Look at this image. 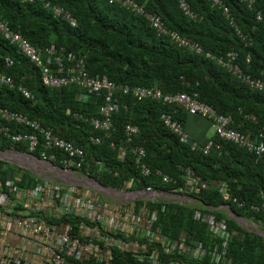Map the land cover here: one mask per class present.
Segmentation results:
<instances>
[{
  "label": "trees",
  "instance_id": "16d2710c",
  "mask_svg": "<svg viewBox=\"0 0 264 264\" xmlns=\"http://www.w3.org/2000/svg\"><path fill=\"white\" fill-rule=\"evenodd\" d=\"M53 1L72 12L77 19V27H71L55 16L39 0H0V16L8 20L12 29L22 33L35 45L54 43L57 47L61 45L77 53L83 58L90 74L106 75L118 84L157 85L164 92L197 91L199 99L212 105L218 113L231 114L234 119L231 125L233 128L254 137L256 141L259 140V132L264 137V91L247 86L229 73L225 66L205 58L204 54L187 50L171 38L172 32L193 38L205 51L219 55L236 50L239 53L238 62L243 68L259 76L264 71V0H254L251 9L241 0H223L232 10L246 35L245 39L235 33L221 10L207 0H187L198 13L196 18L185 15L178 7V0H135L144 8L142 11L123 8L108 0ZM145 11L157 13L167 33L157 31ZM258 11L262 15L260 20L256 19ZM2 55H10L13 64L5 65ZM247 55L250 57L249 63H246ZM0 71L23 82L35 96L34 100H29L18 89L1 86L0 103L38 119L42 125L53 128L62 137L83 146L86 160L91 164L88 173L102 185H128L129 189H139L161 183L157 175L140 173L132 153L127 152L123 160L118 159L120 148L126 145L125 124L130 122L138 125L139 133L135 142L145 147L144 161L151 168L158 167L177 177V182L166 185L167 188H179L183 183V171L179 166H190L205 182L204 186L196 184L197 188L189 189L188 193L208 206L202 207V214H212L216 221L224 220L229 238L221 258L230 260L229 264H264V237L244 229L233 217L224 216L216 210L230 205L235 216H250L264 224V209L257 211L250 207V204L260 205L262 202L264 162L255 161L251 151L219 139L216 135L213 136L214 140L224 145L221 152L213 147L210 152L203 153L202 147L209 138L205 135L197 138L190 136L191 140L197 142V146L191 149L190 143H181L159 118L162 113H170L174 119L184 122L188 113L162 101L137 100L120 91L115 92L120 109L113 114L114 129L106 136L90 122L92 117L99 116L100 95L91 92L83 101L74 84L55 89L43 86L40 71L28 59L20 57L2 36ZM187 81L189 85L185 84ZM74 113L81 114L87 120L74 117ZM244 114H254L256 121L244 118ZM207 121L210 128L211 120ZM2 124L5 122L0 120ZM9 128L23 130L13 124ZM90 135L99 136L100 142L91 143L88 139ZM9 145V142L0 138V148ZM48 152H56L58 159L67 156L62 150ZM104 164L105 169L100 171ZM81 171L85 173L84 165ZM27 174L23 168L0 161V179L4 189L3 184L8 176L15 178L16 182L25 178L32 183ZM221 185L225 192L220 190ZM231 197H237L245 204L238 206L232 202ZM147 209L149 216L150 211L156 210L152 226L160 229L162 235H168L171 230L179 234L182 232L185 243L222 253L224 239L210 231L203 216L201 219L196 218L195 210L164 202L149 204ZM133 212L136 215L135 209ZM121 219H128V213L123 209L118 221ZM66 220L73 225L71 233L84 239L80 234L82 218L79 216L59 215L49 221ZM84 222L93 223L87 220ZM98 244L103 245L102 242ZM147 245L151 248L150 244ZM165 256L162 254L160 258ZM120 257L124 260H120ZM97 261L88 256L82 264L137 262L129 253L116 247L111 249L108 260L103 258Z\"/></svg>",
  "mask_w": 264,
  "mask_h": 264
},
{
  "label": "built area",
  "instance_id": "2783aa9c",
  "mask_svg": "<svg viewBox=\"0 0 264 264\" xmlns=\"http://www.w3.org/2000/svg\"><path fill=\"white\" fill-rule=\"evenodd\" d=\"M42 1L45 2V0ZM110 1L120 2L121 0ZM211 1L222 8L225 18L228 20L230 26L233 27L235 32L242 38L246 37V35L242 33L230 8L224 5L221 0ZM242 1H245L249 8H251L254 3V0ZM122 2H127L132 8L140 10V7L136 3L131 2V0H124ZM180 7L186 15L192 18L195 17V14L190 10L189 5L185 0H180ZM52 10L55 15H62L64 18L70 19L73 23L70 12L64 11L62 7L53 6ZM146 15L157 31L167 33V28L163 25L158 15L148 13ZM261 16V12L258 11L256 19L260 20ZM0 34L4 39L8 40L16 47L18 53L29 58L32 62H34L36 67L40 68L41 80L44 86L58 88L74 83L79 87L80 91L86 90L87 93L94 92L96 95H100L102 100L98 110L99 116L92 117L90 122L95 129L102 131L106 136L109 135L112 129H114L112 120L113 114L118 112L120 109V104L116 100L115 96L116 91H120L121 94H129L136 99H143L148 96H152L155 98H162L168 104H172L175 108L182 109L184 112L189 114H202L211 120L213 134L209 136L206 143L203 145V153L210 152L213 147L221 152L224 145L221 142L214 140L213 136L216 135L219 139L251 151L254 155L255 161L264 162V137L262 132L257 134L259 140L256 141L254 137L247 136L245 133L233 128L231 125L234 122V119L231 114L217 113L212 106L199 99L197 92L162 93L158 88L152 89L144 86L116 84L115 82L109 80L105 75L97 76L89 74L86 70L85 64L72 52H69L66 56V58L70 61V64L67 65L66 68L59 56L52 57L55 53L54 46L50 45L40 47L31 44L21 33L13 30L8 21L3 18H0ZM171 35V38L180 46L191 51L201 52L199 43L191 38L179 35L175 32H172ZM205 57L211 59L216 64L225 66L229 73L239 78L247 86L264 91V71L261 72V75L255 76L248 70L243 69L237 62V52L228 51L225 55L221 56H214L207 52ZM52 60L57 63V67L53 68L48 65L52 62ZM249 61L250 57L247 55L246 63H249ZM4 63L9 66L13 64V60L10 56H6L4 57ZM185 84H189V82L187 81ZM1 86H7L9 88L17 87L26 98L33 97L31 92L23 84H17L12 76L2 71H0V87ZM87 93L82 92V97L84 98V94L87 95ZM75 116L84 119L82 115L75 114ZM243 116L244 118L256 121V116L254 114H244ZM10 117L30 129L16 134H8V136H10V139L13 142L22 143L26 146L25 151L15 150L14 147H12V151L14 155L16 154V156H25L28 161L35 166V172L37 175L36 179L39 177V174L48 175L49 177L46 178L47 180H54L53 177L55 178V176H60L65 180L60 181V183L66 184L67 182H72L80 178L83 165L85 166V174L89 172L91 164L86 160L83 146L74 144L70 140L62 137L59 133L55 132L53 128L47 126L44 127L39 124L37 120L30 119L27 115L11 112ZM160 118L163 125L167 127L175 136H177L181 143H190L191 149H194L197 146V142L190 139V135L185 130L182 121L174 119L170 113H162ZM124 129L126 145L123 148H120L118 158L123 160L126 153L130 152L134 155V163L142 175L155 174L159 176L163 182H176L175 178L170 177L159 168L152 169L144 161L146 156L145 147L142 144L135 142V138L139 133V127L136 124L127 123ZM88 139L91 143L100 142L99 136L90 135ZM35 150L38 151L37 155H33ZM49 150H62L65 154H67V156L58 159L56 152H48ZM179 168L183 171L182 176L184 178V182L182 189L197 188L195 186L196 184L205 185V182L191 169L190 166H179ZM87 175L88 174H86V176ZM211 182L214 183L213 180H211ZM5 183L10 186L14 185V181L11 179H7ZM37 186L39 187L40 183L36 184V188ZM60 187L62 186L60 185ZM220 190L225 192L224 186H220ZM140 192L153 194L157 191H154L153 186L148 185ZM140 192H138V194ZM73 193V187L63 188L61 198L63 201L62 205L66 213H71L73 210V206L70 204V201H68V197L72 196ZM261 198L262 202L260 205L250 204L251 209L257 211L264 209V194ZM7 200L8 198L5 197L4 194L0 196L1 203H6ZM231 200L238 206H243L245 204L244 201L238 200L237 197H231ZM77 207L80 208L81 211L88 217H93L95 215L94 210H97V205L89 202L88 204H85V202L81 200L77 203ZM96 216L98 219L101 217L100 214ZM150 217L155 219L156 210H152ZM133 218L138 222L139 217L137 215ZM203 219L208 222L210 231L224 239L222 241V253H218L216 256V260H219L225 252V247L229 238L226 224L224 220L216 221L212 214L204 215ZM13 221H15L16 225L20 227L21 231L27 229L33 234H39L41 241L45 242L42 243L44 244L43 249L45 255L41 258V260L44 261H41L40 264H82L87 256L92 253L91 242L81 240L79 236L73 235L71 233L70 225H67L63 230H61V232H58L55 227L39 222L37 216H24ZM157 231H160V229H157ZM105 240L115 241L116 237H113V235L109 233V235H106ZM6 253L7 252L5 251L0 252V264H19V262L14 261V259ZM144 264H147V262Z\"/></svg>",
  "mask_w": 264,
  "mask_h": 264
},
{
  "label": "crops",
  "instance_id": "0c3cea01",
  "mask_svg": "<svg viewBox=\"0 0 264 264\" xmlns=\"http://www.w3.org/2000/svg\"><path fill=\"white\" fill-rule=\"evenodd\" d=\"M207 124V119L199 114H187L184 121L186 131L191 137L195 136L196 138L202 137V135L208 137L213 134V130L209 131L212 128H209ZM104 169L105 164L102 166L101 171ZM10 173H12V169ZM80 174L81 177H84V174ZM8 177L11 178L10 176ZM159 180L161 183L155 186L158 189L157 192L153 194L140 192L133 197L121 196L102 186H80L85 190L87 202L100 204L101 212L105 214L103 223H100L96 216L95 218L87 217L93 222L90 225H82L80 234L85 240L93 242L91 244L92 254L88 256L98 261H101L103 258L108 260L111 257V249L116 247L123 252L129 253L133 260L137 261L136 264H144L146 262L147 264H229L230 260L227 259L223 260L221 258V260H216L217 250L209 251L202 249L200 245L193 247L191 244L185 243V237L182 232L179 234V232L175 231L174 233L171 230L168 235H162L161 232L156 230L158 228L152 226L153 219L149 216L147 207L154 202L176 203L186 209L195 210V216L198 219L207 214H202L201 211L203 210L202 207L207 208L208 206L204 205L197 197L188 193L190 191L186 189L180 190L179 188H167L166 185L171 184L163 183L160 178ZM16 184L19 193L15 204L22 208V210L19 211L20 208L13 209V206H11L5 210L7 216L15 214L18 211L21 215H29V213H33L42 207L43 209L40 210V213L42 211L46 213L47 210L45 209L47 206L45 204L47 199L44 193L35 188L33 181L31 183L22 178ZM52 185H55V183H52ZM107 205L111 208L118 206L119 211L123 209L124 212L128 213V219H121L120 221L114 219L116 223L105 224L108 223L107 217L111 218L114 215L113 212H105ZM134 209L137 212L136 215L139 217L138 222L133 218V216H136L133 212ZM216 210L223 213L224 216L233 217L244 229L253 231L264 237V224L261 221L254 220L252 217L245 215L241 217L235 216L228 206L219 207ZM100 224V229L103 232L107 231L113 236L118 237V239L109 242L110 244H104L103 239L96 237V234L93 237L94 235L91 234L95 231L97 232L95 226ZM7 227L10 228V226ZM87 227L90 231L85 230ZM58 231H61L59 226ZM98 242H102L103 245L100 246ZM42 243L40 237L29 232L20 234L15 226H12L11 230L6 229L3 220L0 219V252H7L6 254L11 256L14 261L19 262V264H40L42 256L45 255L44 244ZM147 244H150L151 248ZM162 254L166 256L160 258ZM120 260L124 259L120 257Z\"/></svg>",
  "mask_w": 264,
  "mask_h": 264
},
{
  "label": "clouds",
  "instance_id": "9594fccd",
  "mask_svg": "<svg viewBox=\"0 0 264 264\" xmlns=\"http://www.w3.org/2000/svg\"><path fill=\"white\" fill-rule=\"evenodd\" d=\"M19 1H22V2H34L35 0H29V1H25V0H19ZM39 1H41L42 3H43V5L46 7V8H48L53 14H54V12H53V10H52V7L53 6H59V7H62V9L64 10V11H68V12H70V14H71V18L73 19V23H72V21L70 20V19H66V18H64L62 15H55V16H57V17H60L62 20H64L65 22H67L71 27H77L78 26V22H77V19L73 16V14H72V12L70 11V10H68V9H66L65 7H63L62 5H60V4H57V3H54V1L53 0H45V2L44 1H42V0H39ZM109 2H113V1H110V0H108ZM122 1H124V0H121L120 2H115V3H117L119 6H121V7H123V8H125V7H131V6H129L130 4H128L127 2L126 3H124V2H122ZM187 3H188V1L187 0H185ZM209 3H211L213 6H215V7H217V8H219L220 10H221V13H222V15L224 16V14H223V12H222V8L221 7H219L218 5H216V4H214V3H212V1L211 0H207ZM222 1V3L224 4V5H226L224 2H223V0H221ZM242 1V0H241ZM131 2H134V3H136L139 7H140V10H137V11H142V10H144V8L142 7V6H140L139 4H138V2H136L135 0H131ZM245 2V1H244ZM246 3V2H245ZM49 4V5H48ZM254 4V3H253ZM252 4V5H253ZM188 5H189V8H190V10L195 14V17L194 18H196V17H198V13H196L192 8H191V6H190V4L188 3ZM246 5H247V3H246ZM226 6H228V5H226ZM178 7H179V9L184 13V11L182 10V8L180 7V0H178ZM229 7V6H228ZM247 7H248V5H247ZM253 7V6H252ZM251 7V8H252ZM132 8V7H131ZM230 8V7H229ZM249 8V7H248ZM250 8V9H251ZM231 10V9H230ZM231 12H232V10H231ZM156 14V15H158L157 13H155V12H147V11H145V14ZM185 14V13H184ZM232 14H233V12H232ZM186 15V14H185ZM147 16V15H146ZM159 16V15H158ZM188 16V15H187ZM233 16H234V14H233ZM160 17V16H159ZM189 17V16H188ZM225 17V16H224ZM0 18H3V19H5L4 17H1L0 16ZM190 18H192V17H190ZM234 18H235V16H234ZM149 19V18H148ZM161 19V18H160ZM226 19V18H225ZM236 19V18H235ZM5 20H7V19H5ZM227 20V19H226ZM8 21V20H7ZM149 21H150V19H149ZM162 21V20H161ZM228 21V20H227ZM237 21V20H236ZM9 23V22H8ZM151 23V22H150ZM163 23V22H162ZM229 23V22H228ZM238 23V22H237ZM10 25V24H9ZM152 25V24H151ZM230 25V24H229ZM239 25V24H238ZM152 26H154V25H152ZM11 27V26H10ZM155 27V26H154ZM240 27V26H239ZM233 28V27H232ZM156 29V28H155ZM241 29V28H240ZM14 30V29H13ZM16 31V30H15ZM235 31V30H234ZM241 31H242V29H241ZM17 32H19V31H17ZM20 33V32H19ZM236 33V32H235ZM242 33H243V31H242ZM22 34V33H21ZM237 34V33H236ZM244 34V33H243ZM238 35V34H237ZM245 35V34H244ZM0 36H2L1 34H0ZM239 36V35H238ZM3 37V36H2ZM24 37V36H23ZM187 37V36H186ZM26 38V37H25ZM190 38V37H189ZM240 38H242L241 36H240ZM246 37H244V38H242V39H245ZM27 39V38H26ZM192 40H194V41H196V42H198L197 40H195V39H193V38H191ZM6 40V39H5ZM28 40V39H27ZM173 40V39H172ZM8 41V40H7ZM29 41V40H28ZM9 42V41H8ZM30 42V41H29ZM10 43V42H9ZM31 43V42H30ZM199 43V42H198ZM11 44V43H10ZM31 44H33V43H31ZM13 47H14V49H15V52L20 56V57H24V58H26V59H28V61H30L33 65H34V62H32L29 58H27V57H25V56H23L22 54H20V53H18L17 52V49H16V47L13 45V44H11ZM33 45H35V44H33ZM50 45H52V46H54V49H55V53L52 55V57H54V56H59L60 58H61V61L63 62V65L67 68V65H69L70 64V61L66 58V56H67V54L69 53V52H72V53H74L75 55H76V57L77 58H79L84 64H85V62H84V60H83V58L82 57H80L77 53H75V52H73V51H69V50H66L63 46H56L54 43H50V44H45V45H35V46H40V47H46V46H50ZM199 45H200V47H201V52H195V51H193L194 53H196V54H204V57H205V54L207 53V52H209V53H211L212 55H214V56H221V54L219 55V54H214V53H212V52H210V51H205L204 49H203V47H202V45L199 43ZM185 48V47H184ZM187 49V48H186ZM188 50V49H187ZM191 51V50H190ZM229 51H235V52H237L236 50H229ZM228 52V51H227ZM226 53H224V54H222V55H225ZM237 54H238V57H239V53L237 52ZM6 56H10V55H2V57L4 58V57H6ZM11 57V56H10ZM238 57H237V62H238ZM12 58V57H11ZM205 58H207V57H205ZM207 59H209V58H207ZM12 60H13V58H12ZM209 60H211V59H209ZM250 62V61H249ZM239 63V62H238ZM12 65V64H11ZM50 67H53V68H55V67H57V63L55 62V61H53L52 60V62L51 63H49L48 64ZM239 65L243 68V65H241L240 63H239ZM34 67L37 69V70H39L40 71V75H39V77H40V81H41V83H42V80H41V70H40V68H38V67H36L35 65H34ZM85 67H86V65H85ZM243 69H246V68H243ZM86 70H87V68H86ZM247 70V69H246ZM88 71V70H87ZM5 73V72H4ZM89 73V72H88ZM7 74V73H6ZM90 74V73H89ZM8 75H10V74H8ZM92 75H94V74H92ZM10 76H12V75H10ZM98 76V75H97ZM101 76H103V75H101ZM106 76V75H105ZM13 77V76H12ZM107 77V76H106ZM14 78V77H13ZM14 80H15V78H14ZM15 82L17 83V84H23L25 87H26V85L23 83V82H21V81H17V80H15ZM189 82V81H188ZM72 84H74V83H70V84H67V85H65V86H68V85H72ZM116 84H118V83H116ZM119 84H127V83H119ZM43 85V84H42ZM74 85H76V84H74ZM129 85V84H128ZM186 85H189V84H186ZM44 86V85H43ZM65 86H61V87H65ZM77 86V85H76ZM130 86H132V85H130ZM133 86H139V85H133ZM4 87H7V86H4ZM45 87H47V86H45ZM144 87H147V88H158L162 93H166V92H168V91H163L159 86H157V85H152V86H144ZM16 89H18L19 91H20V93L22 94V92H21V90L19 89V88H17V87H15ZM27 88V87H26ZM47 88H51V87H47ZM58 88H60V87H58ZM77 88L79 89V87L77 86ZM28 89V88H27ZM51 89H55V88H51ZM29 90V89H28ZM30 91V90H29ZM80 91V90H79ZM31 92V91H30ZM82 92L84 93H87L86 92V90L85 91H80V99L81 100H86L87 98H88V96H89V93L90 92H88L87 93V95L86 94H84V98L82 97ZM177 92H186V91H177ZM193 92H197V91H193ZM193 92H191V93H193ZM189 93V92H188ZM198 93V92H197ZM31 94L33 95V97L32 98H27V99H29V100H34L35 99V96H34V94L31 92ZM23 95V94H22ZM24 96V95H23ZM25 97V96H24ZM26 98V97H25ZM134 98V97H133ZM143 99H151V100H156V101H162L163 103H165V104H168L167 102H165L162 98H155V97H152V96H148V97H146V98H143ZM137 100H141V99H137ZM203 101V100H202ZM205 102V101H204ZM207 103V102H206ZM209 104V103H208ZM172 105V104H171ZM210 105V104H209ZM210 106H212V105H210ZM213 107V106H212ZM214 108V107H213ZM99 110V109H98ZM214 110H215V108H214ZM216 111V110H215ZM11 112H15V113H21V114H24V115H27L26 113H24V112H21V111H18V110H14V109H10V108H8V107H6V106H3L1 103H0V120H2L3 122H5V124H2V125H0V138L1 139H4L5 141H7V142H9L10 143V145L8 146V147H4V148H0V161H5V162H7V163H9L10 165H15V166H18V167H20V168H23L24 170H25V172L26 173H28L27 175L32 179V181L34 182V185H35V188H36V184L37 183H40V186L38 187L37 186V188L36 189H39L42 193H44V195H45V197H46V204H45V206H47L46 207V209L45 210H47L46 211V213H44V211H42L41 213H40V210H42L43 209V207L42 208H39V209H37V210H35L33 213H29V215H21V214H19V211H21L22 210V208H20L17 204H15V202H17V200H18V193H19V190H18V186H17V184H16V182H15V179H13V178H7V179H11V180H13L14 181V185L13 186H10V185H8V184H6L5 183V181L7 180V179H5V181H4V186H5V189L2 187V184H1V179H0V196L2 195V194H4L5 195V197H7L8 198V200H7V202L6 203H1L0 202V219H2L3 220V224H4V227L6 228V229H10L11 230V227L12 226H15L18 230H19V232H20V234H24L25 232H29V233H31L29 230H22L21 231V229H20V227L18 226V225H16V223H15V221H13V220H15V219H20V218H22V217H24V216H37L38 217V221L39 222H41L42 224H48V225H51V227L53 226V227H55L56 229H57V231H58V226L61 228V230H63L67 225H70L71 226V231H72V227H73V225L70 223V222H68L67 220L66 221H63V222H57V221H49L50 219H53V218H57L59 215H67V216H69V215H77V216H79L80 218H82V221H81V223H80V229H82V225H90V223H85L84 222V220H87V221H90L87 217V215H85L82 211H81V209L80 208H78L77 207V203L81 200V201H84L85 202V204H88V202H87V199H86V193H85V190L82 188V187H80V186H90V183H93V185H91V186H97V187H99V186H102V187H106V188H108L110 191H112V192H115V193H118L119 195H121V196H124V197H133V196H135L136 194H138V192H140L143 188H139V189H129L128 188V185L126 186H124V187H111V186H105V185H102V184H100L94 177H92L90 174H88L87 175V177H85V173H82V174H84L83 176L84 177H81L80 176V178L78 179V180H74V181H72V182H67L66 184H63V183H60V181H56V180H47L46 178H44L43 176H42V174H39V177L36 179V170H32L30 167H28V166H26V165H24V163H26V164H29V165H32V163L30 162V161H28V159L25 157V156H21V157H19V156H16V154L14 155L13 154V151H12V147H14V149L15 150H23V151H25L26 150V146L24 145V144H22V143H15V142H13L11 139H10V136H8V134H16V133H18V132H22V131H27V130H30L28 127H25L22 123H19V122H17V121H15L13 118H11L10 117V113ZM217 112V111H216ZM187 113V112H186ZM218 113V112H217ZM75 114H78V113H74V117H76L75 116ZM189 114V113H188ZM198 114V113H197ZM78 115H81V114H78ZM199 115H202V114H199ZM28 116V115H27ZM161 116V115H160ZM202 116H204V117H206L207 119H208V117L207 116H205V115H202ZM30 119H34V120H37L38 122H39V124H41L42 125V123L38 120V119H36V118H33V117H30V116H28ZM83 117V116H82ZM76 118H80V117H76ZM84 119L83 120H87V118H85V117H83ZM160 118V117H159ZM161 119V118H160ZM128 123H130V122H128ZM183 123V125H184V122H182ZM11 124H13V126L14 125H16V126H18L19 128H23V130H12V128L10 129L9 127H10V125ZM127 124V123H126ZM125 124V125H126ZM211 125V124H210ZM42 126H44V127H46L45 125H42ZM138 126V125H137ZM47 127H49V126H47ZM211 127V126H210ZM31 128V127H30ZM124 128H125V126H124ZM186 130V129H185ZM189 134V133H188ZM211 136V135H210ZM209 137V136H208ZM100 140H101V138H100ZM39 148H40V146H39ZM35 151H37V150H35ZM34 151V152H35ZM34 152H33V155H37V154H34ZM119 159V158H118ZM120 160V159H119ZM21 163L23 164V166H21ZM25 167V168H24ZM154 168H158V167H152V169H154ZM160 169V168H159ZM180 169V168H179ZM160 170H162V169H160ZM181 170V169H180ZM89 171H90V169H89ZM163 171V170H162ZM182 171V170H181ZM164 172V171H163ZM164 173H166V172H164ZM116 174V173H115ZM166 174H168V173H166ZM152 175H155V174H152ZM169 175V174H168ZM170 176V175H169ZM159 177V176H158ZM170 177H172V178H175L176 179V182H177V177H174V176H170ZM160 178V177H159ZM161 179V178H160ZM129 181L130 180H128L127 181V183H129ZM162 181V180H161ZM163 182V181H162ZM176 182H174V183H176ZM184 182V181H183ZM52 183H55V185H52ZM69 183V184H68ZM163 183H169V184H174V183H172V182H163ZM60 185L62 186V187H60ZM151 186H153L154 187V191H157L158 189H156V187L154 186V185H151ZM222 186V185H221ZM57 187V188H56ZM65 187H73V189H74V193H73V195L72 196H70V197H68V201H70V204L73 206V210L71 211V213H66L65 211H64V208H63V205H62V203H63V201H62V194H63V188H65ZM182 187H183V183L181 184V186L179 187V189L181 190L182 189ZM186 190H188L189 191V189H186ZM95 205H97V210L95 209L94 210V212H95V215L93 216V218H95L96 217V215H97V212H98V214H100V219H98L99 221H100V223H103L104 222V218H105V214L104 213H102L101 212V205L100 204H98V203H96ZM11 206H13L12 208L13 209H19L20 208V210L17 212V213H15V214H11V215H6V212H5V210L7 209V208H10ZM226 206H229L230 207V205H224L223 207H226ZM228 207V208H229ZM84 208H85V206H84ZM106 211L105 212H109V213H114V215L111 217V218H109V217H107V222L108 223H105V224H111V223H116V221H114V219H117L118 220V218L120 217V211H119V209H118V206L117 207H114V208H111L109 205H107L106 206ZM230 211H231V209H230ZM232 212V211H231ZM232 214H233V212H232ZM116 217V218H115ZM134 217V216H133ZM6 225V226H5ZM7 226H10V228H8ZM96 227V229H97V232L95 231L93 234H91V235H94L93 237H95V234L97 235L96 237H98V238H101V239H103V243L105 244H110L109 242H113V241H106L105 240V237H106V235H109V232H107V231H105V232H103L101 229H100V227H101V224L100 225H97V226H95ZM85 230H87V231H90L89 230V228L87 227V228H85ZM58 232H61V231H58ZM99 232H101V234H99ZM31 234H33V233H31ZM33 235H35V236H37V237H40V235L39 234H33ZM113 237H115V236H113ZM81 239V238H80ZM116 239H118V237H116ZM81 240H84V241H88V240H85V239H81ZM88 242H91V241H88ZM43 243H45V242H43ZM93 242H91V244H92ZM92 254V253H91ZM88 257V256H87ZM103 257V256H102Z\"/></svg>",
  "mask_w": 264,
  "mask_h": 264
},
{
  "label": "rangeland",
  "instance_id": "374dc122",
  "mask_svg": "<svg viewBox=\"0 0 264 264\" xmlns=\"http://www.w3.org/2000/svg\"><path fill=\"white\" fill-rule=\"evenodd\" d=\"M210 132L212 131V129H210L209 130ZM24 165H26V166H28V167H30L32 170H36V168H35V166H33V165H29V164H26V163H24ZM21 166H23V164L21 163ZM25 168V167H24ZM42 176H44L45 178H48L49 176L48 175H43L42 174ZM53 179L54 180H56V181H65L62 177H60V176H55V178L53 177ZM49 181V180H48ZM94 183V182H93ZM93 183H90V186L91 185H93Z\"/></svg>",
  "mask_w": 264,
  "mask_h": 264
},
{
  "label": "water",
  "instance_id": "95a60500",
  "mask_svg": "<svg viewBox=\"0 0 264 264\" xmlns=\"http://www.w3.org/2000/svg\"><path fill=\"white\" fill-rule=\"evenodd\" d=\"M229 207V206H228ZM229 209H230V207H229Z\"/></svg>",
  "mask_w": 264,
  "mask_h": 264
}]
</instances>
